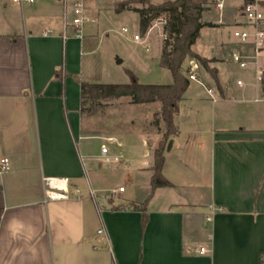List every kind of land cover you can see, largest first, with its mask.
<instances>
[{
    "label": "crops",
    "instance_id": "crops-1",
    "mask_svg": "<svg viewBox=\"0 0 264 264\" xmlns=\"http://www.w3.org/2000/svg\"><path fill=\"white\" fill-rule=\"evenodd\" d=\"M75 1L94 20L80 29L70 23ZM121 1L34 0L20 6L0 0V162L6 157L11 163L0 172V264H264V101H256L264 79L255 77L264 51L243 73L235 71L232 54L252 46L234 37L237 29L253 31L244 17L202 14V22L233 31L222 41L208 38L197 49V40L192 47L216 71L220 86L201 64L196 71L216 91V101L199 81H190L174 118L179 135L165 154L163 174L172 185L149 198L145 227L143 212L132 205L151 194L154 154L129 177L128 196L126 188L118 192L124 186L103 188L89 176L103 172L99 162L112 166L127 158L104 161L107 138L124 143L86 128L80 98L82 81L100 83L87 78L86 56L105 33L104 16L139 17L133 10L117 12ZM156 28L163 36L158 22L144 37ZM92 139L103 140L97 150L88 143ZM148 139L143 159L150 154ZM114 146L111 153L119 155ZM44 177L68 178L70 198L46 202ZM210 206L219 210L212 215Z\"/></svg>",
    "mask_w": 264,
    "mask_h": 264
},
{
    "label": "rangeland",
    "instance_id": "rangeland-1",
    "mask_svg": "<svg viewBox=\"0 0 264 264\" xmlns=\"http://www.w3.org/2000/svg\"><path fill=\"white\" fill-rule=\"evenodd\" d=\"M91 1L92 0H89V2ZM104 1L108 3L109 1L115 0ZM154 1L162 2L164 0ZM201 1H203L206 12L212 11L217 13L216 9L212 6L213 0ZM242 3L243 0H225V8L222 13L225 14V16L229 14L231 18L235 15H237L238 18H242L244 17L240 14ZM145 6V4L139 2L130 4V7L142 8ZM243 8L244 6L242 7V11ZM227 18L230 19V17ZM138 19L139 17L135 13L117 15L115 12H112L104 16L102 24L105 33L102 37L99 36L96 41L97 50L93 54L86 56L90 61L89 69L87 70L88 79L100 83H128L131 81V77L128 74L129 70L136 75L140 83L169 84L172 82L170 70L161 67L157 59L158 53L161 52L164 44L161 29H154L147 39L142 36L143 42H137L133 37L135 34L141 35L138 27ZM244 19L246 18L244 17ZM158 22H161L164 26V16L154 21L152 26ZM123 27H128L129 32H122ZM205 27L211 28L209 26ZM217 27L218 26H216V28ZM208 28L200 31L201 36L197 39L199 41L197 49L201 46V43L207 41L208 38L209 40H213V42L224 40L223 38H226L227 32L230 30L228 28L224 31L221 26L217 29ZM146 47H148V50ZM117 58L122 59V63H117ZM235 69L237 73H243V68L235 66ZM240 69L242 72H239ZM160 106L161 102H155L154 104H135L131 102L130 97L102 100L98 98L95 104H90L89 102L86 104V111L83 113L86 118L84 120L86 128L95 130L96 134L102 136L104 139L109 136L118 137L124 145L122 148L120 146H114V148L118 152L124 151L127 157L126 159L114 163L112 166L99 162L97 166L99 169H102L103 172H98L99 174L89 172V176H91L94 181L100 182L103 184V188L107 189L124 186V188L127 189L124 195L128 196L133 187L130 180L131 178L129 177H133L135 171L138 170L139 167H145L143 165V160L152 161V154H154L158 143L163 139L165 123L161 115L157 117L160 122L159 126L153 123L155 119L153 112ZM159 131L161 133H159ZM147 135L150 137V139H148L150 154L143 159L142 142L146 139ZM102 139H92L89 140L88 143L92 149L97 150L103 141ZM174 153L175 150L168 155L173 157L172 155ZM128 156L139 158L131 160ZM87 168L90 170L89 165H87Z\"/></svg>",
    "mask_w": 264,
    "mask_h": 264
},
{
    "label": "trees",
    "instance_id": "trees-1",
    "mask_svg": "<svg viewBox=\"0 0 264 264\" xmlns=\"http://www.w3.org/2000/svg\"><path fill=\"white\" fill-rule=\"evenodd\" d=\"M255 0H244V5ZM133 2L145 4V7H130ZM264 5V1L261 2ZM243 5V6H244ZM133 10L139 14V31L145 35L157 19L164 16L163 33L164 44L160 57V66L170 70L172 74L171 84H144L140 83L136 75L128 70L131 81L128 83H91L81 82V112L86 111V104H95L97 99H116L130 97L135 104H148L161 102V110L155 114L154 124L159 126L158 115H161L165 123L163 139L158 143L154 151L153 175L151 178L152 191L148 199L139 205H132L136 210L143 212V227L147 216V202L153 192L159 187L171 186V182L163 174L165 162V150L168 141L179 135V129L175 124V115L179 112V103L184 99L190 85L186 75L189 68L183 70V65L188 59H195L213 77L220 86L215 69L210 67V60L201 57L192 49L200 36L203 27H214L215 24L202 22V14L206 10L201 0H173L160 4H153L150 0H123L116 6L117 12ZM0 209V216H1Z\"/></svg>",
    "mask_w": 264,
    "mask_h": 264
},
{
    "label": "built area",
    "instance_id": "built-area-1",
    "mask_svg": "<svg viewBox=\"0 0 264 264\" xmlns=\"http://www.w3.org/2000/svg\"><path fill=\"white\" fill-rule=\"evenodd\" d=\"M34 0H13L14 3L23 6L26 3H32ZM212 5L218 11H223L225 7V0H213ZM72 18L71 25L80 29L87 22H94L93 19L86 17L84 13V5L82 1H75L72 5ZM243 15L246 18L248 25L252 27L253 31L237 29L234 31V37L239 39L241 43L247 44L251 43L252 46L249 49L236 50L232 54V59L240 67L247 68L249 65L256 62L258 56L264 51V5L255 0L254 2L247 3L243 8ZM122 32L128 33L129 28L124 27ZM52 31H45L44 36H48ZM165 34L163 33V38ZM133 39L137 42H143L141 35L135 34ZM148 50V47H146ZM200 63L195 59H191L189 64L188 78L190 81H199L206 88L210 97L216 101V91L212 88H207L205 82L200 80L196 75V71L199 69ZM255 77L259 81L264 79V67H258L255 72ZM239 85H242V81H238ZM256 101H264V94H262ZM110 144H117L122 148V145L115 138H107L106 143L101 146V156L107 163H112L118 161L120 158L124 157V151H121L119 155H113L111 153ZM11 163L9 158H3L0 162V172H6L10 170ZM44 191H45V201H57V200H67L70 198L71 186L68 178L65 177H44ZM125 188L120 187L118 192H124ZM75 193L81 196L82 192L79 188L75 189ZM89 195L96 199V191L93 189L89 190ZM113 195V193H112ZM211 214L213 215L218 208L210 206ZM210 219V218H209ZM102 233V230L99 231ZM205 252V248H201V253Z\"/></svg>",
    "mask_w": 264,
    "mask_h": 264
},
{
    "label": "water",
    "instance_id": "water-1",
    "mask_svg": "<svg viewBox=\"0 0 264 264\" xmlns=\"http://www.w3.org/2000/svg\"><path fill=\"white\" fill-rule=\"evenodd\" d=\"M117 63H122V59H119V58H117ZM172 145H173V139H170L169 140V142H168V145H167V151H170L171 150V148H172Z\"/></svg>",
    "mask_w": 264,
    "mask_h": 264
}]
</instances>
